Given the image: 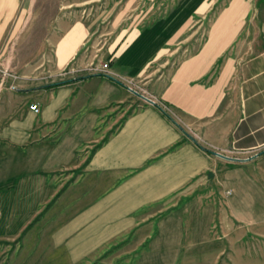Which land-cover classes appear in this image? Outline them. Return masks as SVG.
<instances>
[{"label":"crops","instance_id":"0c3cea01","mask_svg":"<svg viewBox=\"0 0 264 264\" xmlns=\"http://www.w3.org/2000/svg\"><path fill=\"white\" fill-rule=\"evenodd\" d=\"M14 4L0 0V41ZM108 7V21L71 23L44 58L0 71L12 264H103L118 246L110 264H264V0ZM105 22L114 30L92 57ZM105 60L212 150L248 159L201 151L156 106L88 71Z\"/></svg>","mask_w":264,"mask_h":264},{"label":"rangeland","instance_id":"374dc122","mask_svg":"<svg viewBox=\"0 0 264 264\" xmlns=\"http://www.w3.org/2000/svg\"><path fill=\"white\" fill-rule=\"evenodd\" d=\"M113 0H15V11L8 22L5 34L0 41V71L3 66L9 69L28 67L31 58H44L53 48V43L67 25L82 21L91 22L96 18L108 21L107 8ZM106 10V11H105ZM106 22L99 24L95 37L88 44V52L105 53L106 39L110 36ZM0 243V264H12L14 245ZM118 247H110L103 254V264H110L112 258L120 255ZM127 258H134L128 254ZM123 258V256H122ZM264 262V254L261 257Z\"/></svg>","mask_w":264,"mask_h":264},{"label":"built area","instance_id":"2783aa9c","mask_svg":"<svg viewBox=\"0 0 264 264\" xmlns=\"http://www.w3.org/2000/svg\"><path fill=\"white\" fill-rule=\"evenodd\" d=\"M88 71L90 73H93V74H101V75H104L110 79H113L114 81L118 82L119 84L125 86V88H127V90L129 92H131L132 94H134L135 96H137L141 100L145 101L148 104H152V105L156 106L165 116H167L177 127H179L181 129L183 136L186 139H188L189 141H191L193 144H195L197 146V148H199L201 151L207 152V153H213V154L215 152H219L216 150H212V148L203 139H201L194 130L186 128L182 124L181 120L178 118L176 113L170 107H168L167 105H165L162 102L156 101L152 96L143 93L141 88L137 87L135 85V83H133L131 80H122V79L118 78L113 72H111L109 70V62L107 60L103 61L99 65L90 66L88 68ZM11 88L16 89V87L14 85H11ZM139 94L144 96L146 99L139 96ZM29 108L35 113H38L40 111V107H39L38 103H36V102L30 104ZM219 153H222V152H219ZM228 193H229V191H228Z\"/></svg>","mask_w":264,"mask_h":264},{"label":"water","instance_id":"95a60500","mask_svg":"<svg viewBox=\"0 0 264 264\" xmlns=\"http://www.w3.org/2000/svg\"><path fill=\"white\" fill-rule=\"evenodd\" d=\"M139 96L145 98L144 96H142V95H140V94H139ZM145 99H146V98H145ZM214 154L217 155V156H219V157H221V158H223V159H227V160H240V161H241V160H247V159H248V157H247V158H236V157H230V156L224 155V154L219 153V152H215Z\"/></svg>","mask_w":264,"mask_h":264}]
</instances>
